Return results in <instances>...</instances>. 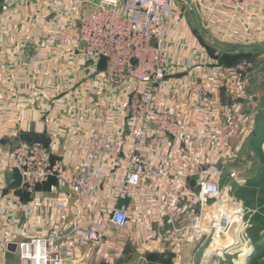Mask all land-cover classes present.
Here are the masks:
<instances>
[{
    "label": "crops",
    "instance_id": "0c3cea01",
    "mask_svg": "<svg viewBox=\"0 0 264 264\" xmlns=\"http://www.w3.org/2000/svg\"><path fill=\"white\" fill-rule=\"evenodd\" d=\"M13 1L15 4V1L23 0ZM27 1L34 3L33 8H39L45 16L39 20L35 18L32 28H21L25 19L20 16L24 15L20 13L16 17L15 14L13 26L0 28V264H18L17 255L12 260L7 258L6 247L11 240H6L5 233L15 227L6 222L10 216L5 208V198L11 203L16 227L24 224L30 237L44 236L53 227H61V240L55 249L64 254L65 264H89L92 260L93 264H199L208 258L210 237L206 235L185 229L176 233L169 243H163L161 238L174 229L189 225L187 215L195 203L187 199L185 193L188 189L197 193L198 182L197 177L190 176L196 174L200 165L225 151L224 145L217 146L220 134L228 138L227 145L231 146L230 126L247 124L250 109L233 106L232 113H227L218 105L204 107L200 97L188 92L192 84L203 83L202 78L205 86L212 87L213 82L222 77L223 70H231L235 63L228 65L225 58L211 59L195 37L199 33L194 35L185 27L187 14L176 9L175 28L170 33L173 76L166 78L157 93L159 108L176 114L183 121L182 133L171 140L169 153L159 155V162L169 165L172 173L163 181L142 179L135 195L120 204L131 211L130 222L120 231L111 228L109 217L132 151L130 124L125 111L128 90L109 87L103 75V60L87 61L83 45L64 47L52 33L59 21H78L98 0ZM190 13L194 19L204 20L205 26H209L202 14L193 10ZM221 20L220 27L211 21L219 30L213 29L210 34L220 37V41L211 38L216 44L221 41L228 44L221 45L227 54H240L229 47H264V26L261 28L259 22L254 21V26L252 22L251 31L244 32L240 28H230L231 23L224 24ZM44 22L45 27L42 26ZM196 29L202 32L199 26ZM254 59L255 64L263 63L259 57ZM257 79L258 76L247 89V93L256 94L255 132L237 154L240 159L225 169L223 180L224 186L234 187L236 197L243 202L245 198H240L239 189L246 188L248 180L258 179L260 175L257 169L250 171L259 145L254 137L261 123L264 125V83ZM217 87L214 86L215 91ZM224 102L229 103L227 98ZM15 140L43 141L54 153V160L88 172L93 177L89 193L71 191L51 180L39 188L36 196L25 197L28 198L27 217L21 220L24 193L7 189L11 176L5 168L10 145ZM261 150L264 155V143ZM220 154L217 158L221 163L226 154ZM231 170H237L245 183L237 185L231 180ZM64 208L67 219L61 223L60 212ZM137 210L142 213L138 215ZM251 210L254 227V217L261 209L256 204ZM206 218L210 220L212 213H207ZM89 230L100 237L105 234L101 237V245L76 244V235ZM260 236L263 238L255 244L250 237V243L256 249L264 243V230ZM223 246L224 242L217 247ZM231 255L235 254L218 248L210 256V263L228 262Z\"/></svg>",
    "mask_w": 264,
    "mask_h": 264
},
{
    "label": "built area",
    "instance_id": "2783aa9c",
    "mask_svg": "<svg viewBox=\"0 0 264 264\" xmlns=\"http://www.w3.org/2000/svg\"><path fill=\"white\" fill-rule=\"evenodd\" d=\"M180 3L207 18L212 32L217 29L211 24L212 20L220 27L223 19L224 24L231 23L230 28H240L244 32L251 31L250 25L253 22L254 26V21L259 22L261 28L264 26V0H98L92 4L91 11L81 15L78 21H59L52 31L64 47L83 45L87 61L103 60V75L109 87L128 90L125 111L130 124L132 151L126 176L120 180L109 217L111 228L120 231L126 229L131 218V211L120 204L135 195L142 179L163 181L172 173L169 165L159 162V155L169 153L171 140L179 138L182 133L183 121L176 114L159 108L157 93L166 78L173 76L170 33L175 28V11ZM257 76L263 84L264 63L255 64L241 58L231 70H223L222 77L214 81L212 87L204 85V78L203 83L188 87L189 94L200 97L204 107L218 105L227 113H232L233 106L251 110L244 127L230 126L228 137L233 141L231 146L227 145L226 136L220 134L217 139V146L224 145L226 151L219 154H226V159L220 163L219 154L215 155L216 158L200 165L196 174L190 176L197 177L198 182L197 193L189 189L185 193V197L195 203L187 215L189 225L174 229L161 238L163 243H169L176 233L185 229L210 237L208 258L199 264H211L210 256L218 248H226L238 255L233 260L234 264L239 263L241 255H247L246 261L254 253L249 235L253 228L252 210L236 197L232 185H223V180L225 169L240 159L237 154L255 132L256 94L247 93V89ZM216 85L217 91L214 89ZM225 98L228 104L224 102ZM53 157L54 153L46 144L24 142L9 155L5 168L9 172L12 169L20 171L23 182L18 191L29 197L36 196L39 188L51 180L71 191L89 193L93 185L92 175ZM229 175L237 185L245 183L237 170H231ZM135 212L139 215L142 210ZM209 212L212 213L210 220L206 218ZM66 219L67 209L64 208L60 212V222ZM60 230L59 226L53 227L47 235L32 236L15 243L18 264H65L64 254L55 249L61 240ZM101 237L89 230L78 233L75 242L77 245H101ZM222 242L224 246L217 247ZM89 264H93V260Z\"/></svg>",
    "mask_w": 264,
    "mask_h": 264
},
{
    "label": "rangeland",
    "instance_id": "374dc122",
    "mask_svg": "<svg viewBox=\"0 0 264 264\" xmlns=\"http://www.w3.org/2000/svg\"><path fill=\"white\" fill-rule=\"evenodd\" d=\"M33 5H34V3L28 2L27 0H23L20 3L15 1V4H14L13 0H0V28L1 27L7 28V27L13 26L12 20L14 19V15L16 14V17H17V14H20V13H23V15H24V16H20V17H23L25 19L24 24L21 25V28H23V27H31L32 28L33 27V20H36L35 18H37V20H39L40 18L45 16V15H43L44 12L38 11L39 8L37 10L34 9ZM177 11L187 14L186 17H188V21L186 22L185 27L187 29L191 30V32H193L194 35H196V32L199 33V35H196L195 37L200 42V44L203 46V48L207 51V53L211 59L216 60V59H224V58L228 57L229 54L226 53L227 51H225L221 47L222 44H223V46L224 45L228 46V44H225L222 41L217 42L218 44H216L215 43L216 41H220V40H218V38L220 39V37L219 36L216 37V36L210 34V33H212V31H210V28L208 26H205L204 20L202 21V20L194 19L195 17L193 15H191V13H190L191 10L188 9V7L182 5L181 3L177 6ZM10 12H12V14L8 15V13H10ZM35 13H37V14L35 15ZM175 13H176V11H175ZM31 22H32V24H31ZM199 22H201V24H199ZM48 23H49V21H48ZM42 26L45 27V22L42 23ZM198 26L200 28H202V32H200L196 29V28H198ZM30 38H28L27 40L29 41ZM211 38H214V39L216 38L215 39L216 41L213 42V40ZM22 43H24V42H22ZM260 54H261V56H259ZM260 54H257L255 56V58L259 57L260 62L264 63V53L263 54L260 53ZM260 133L262 134V136H264V128H262L260 130ZM21 143H24V141L19 142V141L15 140L14 142H12L11 143L12 145H10V149H9V155L13 152V150L15 148L20 146ZM27 202H28V198L23 199V201H22V209L20 211V215L22 216L21 220H24L27 217V210H26V207L28 206ZM4 204L6 205L5 208H6V210H8L7 212L9 213V216H10L6 222L9 225H13V227H15L14 229L10 228V229L6 230V233H5L6 240L10 239L11 243H17V242H20V241H23V240L30 238V236L27 233L28 229H25L24 224L22 225V223H21L20 227L19 226L16 227V223H15L16 217L10 208L11 206H9V204H11V203L7 202L6 198L4 200ZM2 218H3V216H2ZM237 256L238 255H231L228 258V262H227V260L223 261V263H221V261L218 263V261H217V263H215V264H220V263L221 264H231V263L233 264V260ZM245 264H264V243L263 242H262V246L260 248L256 249L254 247V253L252 255H250L248 258H246Z\"/></svg>",
    "mask_w": 264,
    "mask_h": 264
},
{
    "label": "trees",
    "instance_id": "16d2710c",
    "mask_svg": "<svg viewBox=\"0 0 264 264\" xmlns=\"http://www.w3.org/2000/svg\"><path fill=\"white\" fill-rule=\"evenodd\" d=\"M262 53H264V52H262ZM255 56H256V54L244 56L241 54L233 55L230 53L228 55V57H226L225 59H227L226 63L228 65H232V64L236 63L237 61H239L241 58H246L249 61L254 62L252 59H254ZM262 128H264V125L261 123L259 130H258L257 134H255V137H254V139H256L258 141L259 145L255 149V157L252 158L254 166H253L252 170H250L251 172H253L254 169H257L258 172L260 173L259 178L248 180L246 188L239 189L240 198H245L244 203L248 209L251 210L252 207L256 204L258 206H260V209H261V211L258 214H256L254 217V219H255L254 222L256 225L253 227V229H250V231H249V235L253 241V244H255V242L260 241L263 238V236H260V232L264 230V155H263L262 150H261V146L264 143V136H262V134L260 133V130ZM42 142H40V141L39 142L38 141L27 142V141H25V143H42ZM43 144H45V143H43ZM25 197H29V196L24 194L23 198L25 199Z\"/></svg>",
    "mask_w": 264,
    "mask_h": 264
},
{
    "label": "water",
    "instance_id": "95a60500",
    "mask_svg": "<svg viewBox=\"0 0 264 264\" xmlns=\"http://www.w3.org/2000/svg\"><path fill=\"white\" fill-rule=\"evenodd\" d=\"M187 2L190 4V1ZM229 49L232 51H237L244 56L255 55L257 53L264 52L263 46H244L238 48L229 47ZM10 176H11V181L8 184L7 189L11 192L21 189L23 178L20 171L18 169H12L10 171ZM222 250L227 251L226 248L225 249L222 248ZM16 251H17V244L10 243L7 247V258L12 260L14 258Z\"/></svg>",
    "mask_w": 264,
    "mask_h": 264
},
{
    "label": "bare ground",
    "instance_id": "6f19581e",
    "mask_svg": "<svg viewBox=\"0 0 264 264\" xmlns=\"http://www.w3.org/2000/svg\"><path fill=\"white\" fill-rule=\"evenodd\" d=\"M247 255H241V259H240V261H239V263L238 264H242L243 263V260H244V263H245V257H246ZM244 257V258H243Z\"/></svg>",
    "mask_w": 264,
    "mask_h": 264
}]
</instances>
